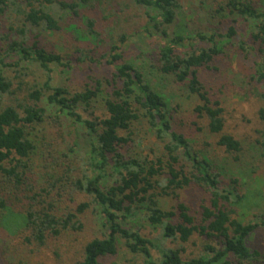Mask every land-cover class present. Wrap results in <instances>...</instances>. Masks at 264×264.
<instances>
[{"label":"trees","instance_id":"obj_1","mask_svg":"<svg viewBox=\"0 0 264 264\" xmlns=\"http://www.w3.org/2000/svg\"><path fill=\"white\" fill-rule=\"evenodd\" d=\"M126 1L144 12L140 34L158 39L151 53L142 51L139 57H153V73L195 99L192 113L204 121L198 131L206 129L222 158L232 163L245 157L243 143L228 130L225 109L211 98L200 72L215 69L238 35V21L247 25L249 40L238 48L244 59L247 51L255 58L249 79L260 86L257 119L262 127L254 144L256 167L264 171V1L211 0L216 8L210 20L230 21L224 34L218 29L171 32L180 0ZM104 5L119 7L116 0H0V230L27 245L44 246L48 238L80 233L82 219L92 213L101 235L84 245L73 264H101L117 254L120 242L141 257V264H264V254L248 245L264 227V217L241 218L247 197L239 179L224 177L219 159L198 150L176 129L172 96L151 83L153 73L136 64L139 57L127 60L124 44L136 33L114 40L110 32L104 55L91 60L111 70L104 83L88 76L93 84L80 89L53 85V67H71L46 49L43 37L66 31L76 34L78 43L103 46L96 21L86 12ZM29 66L44 74L43 84L14 85L9 73L25 75ZM99 104L103 114L95 117ZM145 137L156 144L143 156L133 147ZM188 190L202 198L189 204L184 199ZM78 195L88 200L75 204ZM136 221L159 230L168 247L143 236ZM198 240L204 242L201 254L187 256ZM153 250L160 256L154 257Z\"/></svg>","mask_w":264,"mask_h":264},{"label":"rangeland","instance_id":"obj_2","mask_svg":"<svg viewBox=\"0 0 264 264\" xmlns=\"http://www.w3.org/2000/svg\"><path fill=\"white\" fill-rule=\"evenodd\" d=\"M116 1L119 7L116 5L110 8L104 5L98 10H88L86 12L89 19L96 21L95 31L100 34L98 40H105L106 42L103 46L102 43L94 45H90L87 42L78 43L74 41L76 40V34H68L66 31L43 37L41 42L46 49L60 54L62 59L65 62H69L68 64L71 67L68 70L53 67L52 83L54 86L65 85L71 89H80L88 84H93V80H99L104 83V79L109 78L111 70L104 67V63L98 66L91 60H98L104 55L109 37H112L110 32L113 33L114 40H117L122 33L127 36L136 33L134 37L129 38L124 44L128 61H135L139 56L143 57L145 54H142V51L148 50L150 53L153 51L151 45H153L154 40L158 39H148L143 34H140L146 21L143 10L129 4V1ZM255 1L261 3L264 0ZM126 3L128 6L123 7ZM179 3L180 10L174 25L171 27V32L207 33L209 30L218 29L220 33L224 34L226 28L230 25L229 20L225 21L220 19V17L215 21L210 20V10L216 8L211 0H180ZM115 12L116 15L114 14ZM218 20H223L224 22L222 24L216 23ZM81 23L78 20L74 22V24L78 25V29L83 31ZM236 27L238 35L224 48V55L214 63L215 69L202 70L200 78L211 98L222 103L228 120V130L235 134L243 143L246 153L241 163L226 162L222 158L221 151L215 147V139L208 135L206 129L198 131V128H203L204 121L199 120L197 115L192 113L196 103L195 99H187L185 95L178 92L176 85L171 80L162 79L153 73L150 67L154 62L153 57H150V55L144 59L139 57L136 64L145 68V71H149V74L153 73L151 75L153 77L151 83L157 89L172 96L171 104L173 109H175L174 126L176 129L189 140L195 142V147L198 150H205L209 155L219 159V167L224 177L231 176L239 179L242 188L241 192L247 197L241 206L240 214H244L241 218L244 221H250L255 220L256 217H264V171L256 167L258 151H256L254 144L257 136L255 132L262 127L257 119V110L260 106L257 92L260 91V86L251 83L249 79L254 71L252 61L255 58L252 52L247 51L249 56L244 59V54L238 48L240 41L249 40L246 37L247 25L239 20ZM2 31L1 29L0 32ZM1 46L2 43L0 42ZM36 69V67H30L29 69L26 67L25 75L19 74L15 77L12 72L9 73V76H11L14 85L17 87L19 84L21 87L25 85L30 87L34 83L41 86L44 82V74H40ZM88 76H91L93 80L88 79ZM102 114L103 109L99 104L94 115L97 117ZM53 129L58 132L56 128ZM141 136H143V132H141ZM137 138L138 136L135 139L137 140ZM208 143L210 146L206 147L204 144ZM153 144H156L153 137H145L140 147L136 145L135 141L133 148L144 156L153 147ZM201 198L202 196L194 190H188L184 194V199L189 204H196ZM87 200L88 197L78 195L75 204ZM69 201L67 200L63 208L68 206ZM82 222L84 223V228L80 233L68 232L58 238H48L44 246L27 245L19 238H15V235H8L7 232L0 230V264H73L79 261L82 257L84 245L101 235L98 221H96V217L92 213H88L82 219ZM135 223L138 228H141V234L151 239L158 247H168L160 239L161 232L159 230L153 229L149 225L141 224L138 221ZM248 245L251 249H257L264 254V227L259 228L252 235ZM203 246L204 242L198 240L195 247H188L186 255L196 256L201 254ZM117 249L115 256L103 259L101 264H141V257L131 255L122 242L118 244ZM152 253L156 258L160 256L157 250H153Z\"/></svg>","mask_w":264,"mask_h":264}]
</instances>
